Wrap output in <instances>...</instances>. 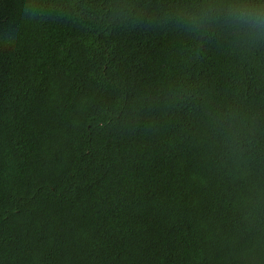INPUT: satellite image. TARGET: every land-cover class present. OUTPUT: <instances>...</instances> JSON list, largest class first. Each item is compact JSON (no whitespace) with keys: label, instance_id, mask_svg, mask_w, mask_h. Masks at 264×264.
<instances>
[{"label":"trees","instance_id":"obj_1","mask_svg":"<svg viewBox=\"0 0 264 264\" xmlns=\"http://www.w3.org/2000/svg\"><path fill=\"white\" fill-rule=\"evenodd\" d=\"M264 0H0V264H264Z\"/></svg>","mask_w":264,"mask_h":264},{"label":"clouds","instance_id":"obj_2","mask_svg":"<svg viewBox=\"0 0 264 264\" xmlns=\"http://www.w3.org/2000/svg\"><path fill=\"white\" fill-rule=\"evenodd\" d=\"M260 15H264V13H260Z\"/></svg>","mask_w":264,"mask_h":264}]
</instances>
